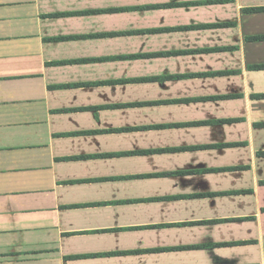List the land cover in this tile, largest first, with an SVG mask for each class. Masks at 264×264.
Instances as JSON below:
<instances>
[{"label":"crops","instance_id":"1","mask_svg":"<svg viewBox=\"0 0 264 264\" xmlns=\"http://www.w3.org/2000/svg\"><path fill=\"white\" fill-rule=\"evenodd\" d=\"M0 264H264V0H0Z\"/></svg>","mask_w":264,"mask_h":264}]
</instances>
